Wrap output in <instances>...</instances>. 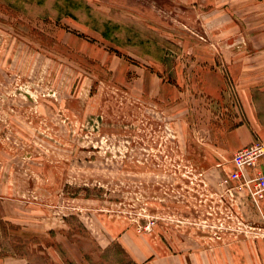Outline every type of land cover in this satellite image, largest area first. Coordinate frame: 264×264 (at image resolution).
Listing matches in <instances>:
<instances>
[{
    "label": "rangeland",
    "instance_id": "obj_1",
    "mask_svg": "<svg viewBox=\"0 0 264 264\" xmlns=\"http://www.w3.org/2000/svg\"><path fill=\"white\" fill-rule=\"evenodd\" d=\"M219 1L0 0V264H129L123 235L169 246L190 225L255 233L217 166L246 116V98L211 99ZM234 1L253 38L264 0ZM250 62L240 80L260 84Z\"/></svg>",
    "mask_w": 264,
    "mask_h": 264
},
{
    "label": "crops",
    "instance_id": "obj_2",
    "mask_svg": "<svg viewBox=\"0 0 264 264\" xmlns=\"http://www.w3.org/2000/svg\"><path fill=\"white\" fill-rule=\"evenodd\" d=\"M219 3L224 9L219 11L217 40L219 41V50L224 55L222 58L225 59L226 71L222 70L219 64V67L215 65L216 58L214 56L210 63L215 66L208 69L212 76L208 80L209 86L212 88L211 97L219 98L211 99L221 102L225 98H236V103L233 104L236 108L238 98H246L242 101L246 112L245 122H239L232 129L224 132L221 140L224 141V150L217 154L219 160L224 161L217 166L222 165L223 169L230 173L234 170L233 154L254 140L264 138V129L258 121L256 110L250 103L251 98H254L252 92L256 86L262 91L264 90V77L260 84L250 80L241 81L240 78L243 74L239 72L240 70L238 71V62L244 60L247 55L251 61L248 71L264 69L262 57L260 60L256 59L259 54L264 56V27H258L259 31L255 32L251 38L252 35H246L243 32L236 10H234L235 13L228 10L230 3L227 4V0H220ZM230 6L237 7L238 1L235 0ZM230 84L233 87L232 91L228 88ZM253 175V170H247L244 174L249 178H252ZM240 182L232 183L236 186ZM228 197L235 202L238 201L240 225L264 226V198L254 201L245 189L241 192L229 193ZM212 225L214 227L187 226V234L178 233L175 239L171 240L169 246L161 239L152 242L132 239L125 235L120 241L123 242V247L127 249L131 257L129 264H264V242L255 240L256 235L253 233H249L245 237L239 235L233 240L228 238L223 230L226 224L213 223ZM240 225L238 224L239 230L243 231L244 227ZM211 231H214L213 234Z\"/></svg>",
    "mask_w": 264,
    "mask_h": 264
},
{
    "label": "built area",
    "instance_id": "obj_3",
    "mask_svg": "<svg viewBox=\"0 0 264 264\" xmlns=\"http://www.w3.org/2000/svg\"><path fill=\"white\" fill-rule=\"evenodd\" d=\"M234 170L229 173L228 180L231 182L241 181L233 187L235 191L246 190L249 196L258 201L264 198V144L256 139L249 145L239 149L232 156ZM247 170H253L252 178L245 177ZM227 181V180H226ZM251 232L257 236V228L252 226ZM264 231V229H263ZM264 237V232L262 233Z\"/></svg>",
    "mask_w": 264,
    "mask_h": 264
}]
</instances>
